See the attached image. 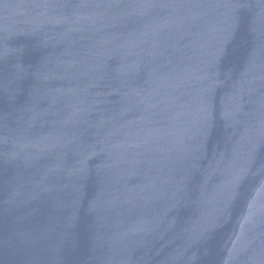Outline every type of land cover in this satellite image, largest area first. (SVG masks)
Returning <instances> with one entry per match:
<instances>
[{
  "label": "water",
  "instance_id": "water-1",
  "mask_svg": "<svg viewBox=\"0 0 264 264\" xmlns=\"http://www.w3.org/2000/svg\"><path fill=\"white\" fill-rule=\"evenodd\" d=\"M0 264H264V0H0Z\"/></svg>",
  "mask_w": 264,
  "mask_h": 264
}]
</instances>
